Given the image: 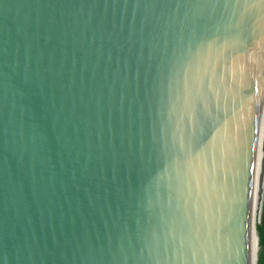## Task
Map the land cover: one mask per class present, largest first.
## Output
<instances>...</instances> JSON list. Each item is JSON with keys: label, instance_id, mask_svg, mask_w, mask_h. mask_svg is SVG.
I'll return each instance as SVG.
<instances>
[{"label": "water", "instance_id": "95a60500", "mask_svg": "<svg viewBox=\"0 0 264 264\" xmlns=\"http://www.w3.org/2000/svg\"><path fill=\"white\" fill-rule=\"evenodd\" d=\"M263 171L264 0H0V264H257Z\"/></svg>", "mask_w": 264, "mask_h": 264}, {"label": "rangeland", "instance_id": "374dc122", "mask_svg": "<svg viewBox=\"0 0 264 264\" xmlns=\"http://www.w3.org/2000/svg\"><path fill=\"white\" fill-rule=\"evenodd\" d=\"M261 204H260V213L258 218V235L261 237V234H264V182H263V188H262V195H261ZM260 219V220H259ZM261 246V242H259L258 245V251L257 256L260 254L259 248ZM259 253V254H258Z\"/></svg>", "mask_w": 264, "mask_h": 264}, {"label": "crops", "instance_id": "0c3cea01", "mask_svg": "<svg viewBox=\"0 0 264 264\" xmlns=\"http://www.w3.org/2000/svg\"><path fill=\"white\" fill-rule=\"evenodd\" d=\"M261 242V246L259 248L260 254L257 256V264H264V234H261V237L258 235V245Z\"/></svg>", "mask_w": 264, "mask_h": 264}, {"label": "bare ground", "instance_id": "6f19581e", "mask_svg": "<svg viewBox=\"0 0 264 264\" xmlns=\"http://www.w3.org/2000/svg\"><path fill=\"white\" fill-rule=\"evenodd\" d=\"M263 182H264V171H263V175H262V183H261V191H260V199H259V213H258V218H259V214H261V213H260V211H261V210H260V204L262 203V202H261V197H262L261 195H262ZM259 220H260V219H259ZM257 251H258V248H257Z\"/></svg>", "mask_w": 264, "mask_h": 264}, {"label": "trees", "instance_id": "16d2710c", "mask_svg": "<svg viewBox=\"0 0 264 264\" xmlns=\"http://www.w3.org/2000/svg\"><path fill=\"white\" fill-rule=\"evenodd\" d=\"M256 230H257V226H256Z\"/></svg>", "mask_w": 264, "mask_h": 264}]
</instances>
